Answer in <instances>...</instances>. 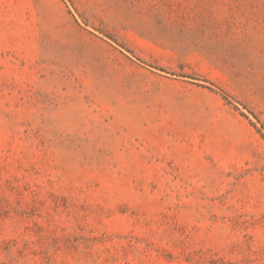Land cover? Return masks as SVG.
Returning a JSON list of instances; mask_svg holds the SVG:
<instances>
[{"label": "rangeland", "instance_id": "obj_1", "mask_svg": "<svg viewBox=\"0 0 264 264\" xmlns=\"http://www.w3.org/2000/svg\"><path fill=\"white\" fill-rule=\"evenodd\" d=\"M0 264H264V0H0Z\"/></svg>", "mask_w": 264, "mask_h": 264}]
</instances>
